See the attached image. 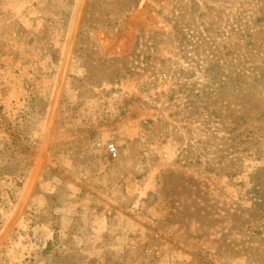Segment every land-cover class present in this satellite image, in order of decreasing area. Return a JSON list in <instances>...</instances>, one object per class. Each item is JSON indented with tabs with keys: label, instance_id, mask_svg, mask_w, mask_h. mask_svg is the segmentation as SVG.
Listing matches in <instances>:
<instances>
[{
	"label": "rangeland",
	"instance_id": "1",
	"mask_svg": "<svg viewBox=\"0 0 264 264\" xmlns=\"http://www.w3.org/2000/svg\"><path fill=\"white\" fill-rule=\"evenodd\" d=\"M0 264H264V0H0Z\"/></svg>",
	"mask_w": 264,
	"mask_h": 264
},
{
	"label": "built area",
	"instance_id": "2",
	"mask_svg": "<svg viewBox=\"0 0 264 264\" xmlns=\"http://www.w3.org/2000/svg\"><path fill=\"white\" fill-rule=\"evenodd\" d=\"M105 147H106V152L109 156H111L112 158L117 157V151L113 144L106 145Z\"/></svg>",
	"mask_w": 264,
	"mask_h": 264
}]
</instances>
